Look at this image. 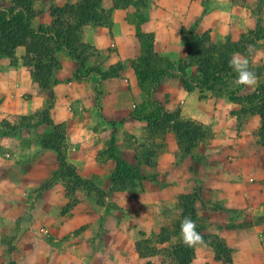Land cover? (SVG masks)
<instances>
[{
    "label": "crops",
    "instance_id": "0c3cea01",
    "mask_svg": "<svg viewBox=\"0 0 264 264\" xmlns=\"http://www.w3.org/2000/svg\"><path fill=\"white\" fill-rule=\"evenodd\" d=\"M78 1L37 0L32 26H50L53 8ZM101 6L112 10V24L87 23L80 41L94 51L88 67L98 64L106 71L120 65L118 76L104 79L98 71L78 76L76 61L62 48L56 51L61 65L55 73L57 82L44 89L25 61L27 46L20 45L14 59H0V126L11 116L32 115L51 104L53 121L70 129L68 160L78 174L105 190L107 204L120 211L107 215L102 241L96 237L93 243L98 230L81 214L82 208L62 212L66 195L60 182L36 193L56 169L55 161L41 158L29 164L27 147L22 149L19 140L0 134V253L11 242L16 264L169 263L164 254L141 257L136 242L173 226L182 217L180 196L197 190L205 232L225 241L232 249L233 264H264L262 119L258 112L244 114L254 103L232 97L251 95L264 82V0H149L145 7L124 8L102 0ZM206 32L217 45L241 42L243 51L235 52L248 56L258 85L238 87L236 77L227 75L214 90L203 88L196 85L197 65H191L167 76L146 97L133 64L142 55L140 34H152L155 51L177 64L189 58L184 36ZM184 75L192 81L191 90L184 85ZM148 101L168 112L179 110L182 119L203 123L212 134L187 154L174 131L156 137L150 142L159 149L156 165L141 166L142 172L157 173L156 181L142 180L134 188L112 191L110 176L116 168L112 154L136 162L133 144L146 141L148 122L131 114ZM6 145L16 150L12 157H7ZM176 242L172 237L157 246L164 249ZM98 243L101 249H95ZM192 264L227 263L203 241L195 246Z\"/></svg>",
    "mask_w": 264,
    "mask_h": 264
},
{
    "label": "trees",
    "instance_id": "16d2710c",
    "mask_svg": "<svg viewBox=\"0 0 264 264\" xmlns=\"http://www.w3.org/2000/svg\"><path fill=\"white\" fill-rule=\"evenodd\" d=\"M37 0H0V59L4 56L14 59L15 50L20 45L27 46L26 63L32 66V77L41 88L52 89L56 84L55 73L60 69V62L56 58V51L66 48L77 64V74L98 71L102 78L118 76L120 65L111 66L108 70L102 71L99 65L87 66V62L94 51L88 44L80 41V32L87 23L110 26L112 24V10H105L101 6L102 0H79L77 3H67L62 7H55L51 13L53 22L50 26L34 28L32 19L37 11L35 2ZM116 8H124L130 5L145 7L149 0H113ZM143 43L142 55L133 62L139 85L146 97L151 93V89L157 87L167 76L176 75V71H184L191 65H197L198 77L196 85L211 90L215 89V84L227 75L236 77L228 66V60L235 51H243L241 42L233 43L228 41L225 44H215L209 32L204 34H193L184 36V42L188 46L189 58L187 61H179L177 64L161 56L154 49L153 35L140 34ZM245 40V38H244ZM242 40V42L244 41ZM83 70L86 72L83 73ZM184 85L187 89L194 88L192 81L185 75ZM238 87L241 85H237ZM235 93V92H233ZM247 103H254L255 107L249 106L244 109V114L258 112L262 119V126L259 130L260 141L264 145V82L251 95L246 97L232 96ZM140 109L132 112L131 116L138 119H145L148 122L146 138L141 143L140 148L149 150L147 156L136 152V165L122 159L114 152L112 157L116 160V168L112 172L110 179L111 190H121L134 188L138 182L146 180L141 175V165H156V155L151 147L153 139L164 135L172 130L176 133L178 144L182 152L191 153L199 143L210 137L211 128L203 123L192 119H182L180 111L168 112L163 106L148 101ZM51 104L43 108L41 122H46L51 126V132L42 140V147L46 150H54L59 162L57 176L68 178L71 181L67 186V193H75L80 189L88 191V195L96 198L99 204H104L107 192L100 188L91 179L82 177L76 168L67 161L65 154L66 133L61 124H56L50 116ZM38 111V112H40ZM148 112V113H147ZM41 116V115H40ZM31 119L30 116H20L21 120ZM2 126L7 128L8 133H14L20 127L11 124V121L3 120ZM5 133V130L4 132ZM154 144V143H152ZM115 146L113 145V149ZM152 161V162H150ZM199 191L182 194L179 198V205L183 208L182 217L173 226H166L152 237L141 238L136 242V249L141 257H149L159 254L168 255L170 262L162 264H192L195 255V246L189 247L182 243L180 239V221L185 216H190L197 225V231L203 237V241L210 244L219 260L227 264H233L232 249L228 247L224 240L219 237L211 238L207 235L206 226L202 223L197 211L196 203L200 198ZM75 202H79L76 198ZM65 212V211H64ZM172 237L177 238V242L164 249L158 248L159 243L169 241Z\"/></svg>",
    "mask_w": 264,
    "mask_h": 264
},
{
    "label": "rangeland",
    "instance_id": "374dc122",
    "mask_svg": "<svg viewBox=\"0 0 264 264\" xmlns=\"http://www.w3.org/2000/svg\"><path fill=\"white\" fill-rule=\"evenodd\" d=\"M84 72H86V70H83V73ZM27 116H30L31 119L28 118V120H22V119L20 120L19 119L20 116H15V117L11 116L10 118H7L6 120L11 121V124H13V125L17 124V126L20 128H18L16 130L15 134L14 133L10 134L7 132V128H5L1 125L0 126V134L2 136H5V137H12V138H16L17 140H19L18 142L21 145L22 149L24 147H27V149H26L27 159L26 160H27V163H29V164L35 165L36 163H38L40 161L41 158L44 160V162H45V160L48 161V163H52L55 161V164L57 165L56 169H53L49 178L46 181H44L43 186L42 187L40 186L38 189H36V193H38L41 188H46V187H49L56 182H60L65 187L64 191H65V195H66V202L63 206L62 212L68 213L77 207L82 208L81 214L85 215V218L87 219V221L89 220L91 223L94 222L96 227H97V230H98L96 235H94L92 237L94 239V240H92V242L95 243L96 237H100L99 239L102 241L103 236H100V235L103 233V226H104V223L107 219V215L110 213H113L116 210L120 211V209L118 208L117 205L107 204L106 198H105V202L103 205L99 204L98 201L96 200V198L89 196L88 191L84 190V189H81V190L79 189L75 193V195L73 193H71V194L67 193L68 191L66 190V188L70 184L69 182L71 180L68 178H64L62 176L56 175V172L59 170V162L57 159L56 152L54 150H46L42 147V140L48 133L51 132V126H49L45 121L44 122L40 121L43 118L41 111L37 112L35 114H32V115H27ZM61 126L64 128L65 133H66V146H65L64 151H65V154L67 156V161L70 163V161L68 160V155H67V139L70 135V129L65 124H61ZM4 130H5V133H3ZM144 137L146 138V134ZM143 142L144 141H141L140 143L134 142L133 145L137 149V153L139 155L143 154V155L147 156L150 153L149 150H147L146 148L145 149L140 148V146H141L140 144ZM146 143H147V141H146ZM113 145L115 146V140H113ZM8 147L9 146L6 145L5 148H7V149L4 151L10 152L9 154H11V152H13V154L16 153V150H12L11 148L9 149ZM153 148H154L153 149L154 153L157 154L159 151L158 147L154 146ZM9 154L7 155V157H9V156L12 157V154L11 155H9ZM150 162H152V161H150ZM70 164H72V163H70ZM131 164L136 165L137 161L135 163H131ZM142 165H144V164H142ZM141 173H142L141 175L146 177V180H150V181H156V176L158 175L157 173L152 172L151 170L141 172ZM43 175H44V173H43ZM154 186L161 187V184L154 183ZM162 188H163V186H162ZM76 198L79 200V202H77V203L75 202ZM196 207H197V211H199L198 210V208H199L198 204L196 205ZM198 214H199V212H198ZM6 241H7V239H6ZM11 246H12L11 242H6L2 253H0V257L3 260V264H16V261L13 258V253H14L13 247H11ZM94 247H95V249H96V247H99L101 249V243H98L97 246H94ZM115 262L116 263H114V264H120L121 263L118 261H115ZM121 264H135V263L133 261H131L130 263H121Z\"/></svg>",
    "mask_w": 264,
    "mask_h": 264
},
{
    "label": "clouds",
    "instance_id": "9594fccd",
    "mask_svg": "<svg viewBox=\"0 0 264 264\" xmlns=\"http://www.w3.org/2000/svg\"><path fill=\"white\" fill-rule=\"evenodd\" d=\"M247 51H251V46H249ZM228 66L236 73L235 84L247 87L258 85L257 75L250 66V60L247 55L234 52L228 60ZM179 235L182 243L189 247L203 243V237L197 231L196 222L190 216H185L180 221Z\"/></svg>",
    "mask_w": 264,
    "mask_h": 264
}]
</instances>
